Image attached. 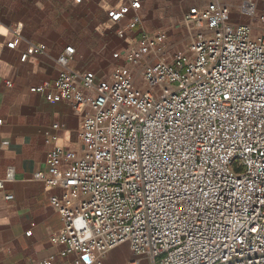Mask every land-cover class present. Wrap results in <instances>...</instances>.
Returning <instances> with one entry per match:
<instances>
[{"label":"built area","instance_id":"obj_1","mask_svg":"<svg viewBox=\"0 0 264 264\" xmlns=\"http://www.w3.org/2000/svg\"><path fill=\"white\" fill-rule=\"evenodd\" d=\"M259 2L190 5L181 19L184 51L168 59L166 34L142 30L129 49L113 53L123 66L107 80L76 71L75 49L66 46L56 57L51 87L29 88L84 113L80 150L48 151L47 170L32 176L61 190L49 198L63 222L50 239L64 246L60 258L102 264L107 253L127 245L135 257L127 264L140 258L148 264H264ZM141 11L140 1L130 0L106 13L119 39L142 27ZM21 29L16 24L12 33L20 36ZM42 51L30 46L20 61ZM14 179L8 168L0 189Z\"/></svg>","mask_w":264,"mask_h":264},{"label":"crops","instance_id":"obj_2","mask_svg":"<svg viewBox=\"0 0 264 264\" xmlns=\"http://www.w3.org/2000/svg\"><path fill=\"white\" fill-rule=\"evenodd\" d=\"M128 1L0 0V180L8 168L15 172L14 181L0 189V264L44 260L70 264L75 259L73 255L60 258L58 253L64 246L50 242L63 229V222L50 207L49 198L61 190L32 181V176L47 170L44 158L48 151L80 150L84 113H75L65 101L47 102L42 95L30 93L29 88L51 87L59 68L56 57L66 46L75 49L72 67L76 71L92 72L97 81L107 80L123 66L112 58L113 53L129 49L142 30L166 34L170 59L184 51L188 42L181 22L188 7L209 0H139L142 27L127 32L121 40L106 13ZM224 1L237 5L241 0ZM259 1L261 12L264 0ZM233 15L237 13L233 11ZM19 23L22 29L16 36L12 29ZM124 24L122 21L119 26ZM11 43L16 46L14 50L6 47ZM30 46H40L43 51L22 63L21 53ZM7 81L11 82L9 86ZM7 195L12 200L6 201ZM126 251L130 254L128 260ZM134 259L128 246L120 245L106 254L102 264H127ZM82 260L88 264L91 259ZM138 264L148 261L140 258Z\"/></svg>","mask_w":264,"mask_h":264},{"label":"rangeland","instance_id":"obj_3","mask_svg":"<svg viewBox=\"0 0 264 264\" xmlns=\"http://www.w3.org/2000/svg\"><path fill=\"white\" fill-rule=\"evenodd\" d=\"M261 6V5H260ZM261 10V9H260ZM261 12H264L263 10ZM168 21H166L165 23H167ZM260 29H264V25L261 26ZM130 258V254L128 251H126V260H128Z\"/></svg>","mask_w":264,"mask_h":264},{"label":"snow or ice","instance_id":"obj_4","mask_svg":"<svg viewBox=\"0 0 264 264\" xmlns=\"http://www.w3.org/2000/svg\"><path fill=\"white\" fill-rule=\"evenodd\" d=\"M68 51H69V52H72V51H74V50H73L72 48H69Z\"/></svg>","mask_w":264,"mask_h":264}]
</instances>
